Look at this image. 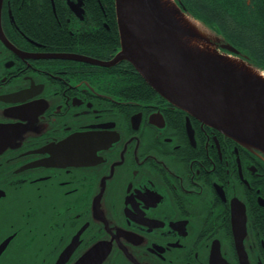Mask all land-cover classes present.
Segmentation results:
<instances>
[{
	"label": "flooded vegetation",
	"instance_id": "flooded-vegetation-1",
	"mask_svg": "<svg viewBox=\"0 0 264 264\" xmlns=\"http://www.w3.org/2000/svg\"><path fill=\"white\" fill-rule=\"evenodd\" d=\"M176 1L241 51L229 24L264 25L261 0ZM120 47L114 0H0V264H264V152Z\"/></svg>",
	"mask_w": 264,
	"mask_h": 264
},
{
	"label": "water",
	"instance_id": "water-1",
	"mask_svg": "<svg viewBox=\"0 0 264 264\" xmlns=\"http://www.w3.org/2000/svg\"><path fill=\"white\" fill-rule=\"evenodd\" d=\"M120 50L168 102L264 152V67L176 0H114Z\"/></svg>",
	"mask_w": 264,
	"mask_h": 264
},
{
	"label": "trees",
	"instance_id": "trees-1",
	"mask_svg": "<svg viewBox=\"0 0 264 264\" xmlns=\"http://www.w3.org/2000/svg\"><path fill=\"white\" fill-rule=\"evenodd\" d=\"M261 11L264 17V0H261ZM259 23L254 19L246 22H237L229 24L230 28H233V35L231 39L239 46L243 48V53L251 58L256 64L264 67V25H258ZM238 33V35H234ZM256 57L260 58L258 61Z\"/></svg>",
	"mask_w": 264,
	"mask_h": 264
},
{
	"label": "bare ground",
	"instance_id": "bare-ground-1",
	"mask_svg": "<svg viewBox=\"0 0 264 264\" xmlns=\"http://www.w3.org/2000/svg\"><path fill=\"white\" fill-rule=\"evenodd\" d=\"M259 75L262 76V77L264 78V72L259 73Z\"/></svg>",
	"mask_w": 264,
	"mask_h": 264
},
{
	"label": "rangeland",
	"instance_id": "rangeland-1",
	"mask_svg": "<svg viewBox=\"0 0 264 264\" xmlns=\"http://www.w3.org/2000/svg\"><path fill=\"white\" fill-rule=\"evenodd\" d=\"M256 59H257L258 61H261V59H260V58H258V57H256Z\"/></svg>",
	"mask_w": 264,
	"mask_h": 264
}]
</instances>
